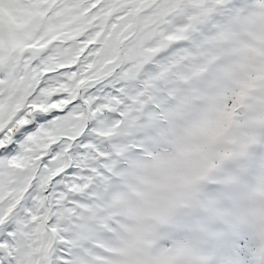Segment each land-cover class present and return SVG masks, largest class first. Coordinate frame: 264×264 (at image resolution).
I'll list each match as a JSON object with an SVG mask.
<instances>
[{
    "label": "snow or ice",
    "instance_id": "1",
    "mask_svg": "<svg viewBox=\"0 0 264 264\" xmlns=\"http://www.w3.org/2000/svg\"><path fill=\"white\" fill-rule=\"evenodd\" d=\"M0 264H264V0H0Z\"/></svg>",
    "mask_w": 264,
    "mask_h": 264
}]
</instances>
